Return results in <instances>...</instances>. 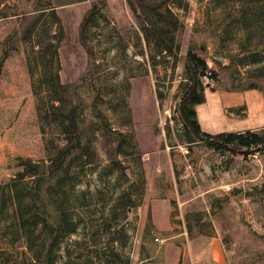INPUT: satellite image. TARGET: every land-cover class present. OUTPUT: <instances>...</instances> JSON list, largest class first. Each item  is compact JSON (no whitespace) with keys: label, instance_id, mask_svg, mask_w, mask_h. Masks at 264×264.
<instances>
[{"label":"rangeland","instance_id":"obj_1","mask_svg":"<svg viewBox=\"0 0 264 264\" xmlns=\"http://www.w3.org/2000/svg\"><path fill=\"white\" fill-rule=\"evenodd\" d=\"M249 1L172 3L185 27L178 57L148 40L128 0H52L42 14L1 19L0 184L19 180V158L44 161L48 149L65 142L62 128L49 116L59 103L49 83L59 74L62 83L76 86L99 154L95 163L73 170L71 183L78 186L69 192L68 205L81 225L63 247L79 239L89 245L98 239L105 247L112 231L120 237L126 264H264V152L245 156L190 143L178 112L191 46L218 74L217 81L205 78L211 83L206 92L242 91L259 81L253 76L264 71V24L228 20L239 6L250 13ZM94 4L102 10L83 31ZM17 5L22 14L31 10L26 0ZM35 16L41 18L30 32ZM255 51L258 56L241 61ZM259 83L264 86V79ZM95 111L126 135L131 143L126 153L116 152L117 141ZM256 116V111L246 118L220 113L208 129L217 134L251 130L261 124ZM29 181H17L19 188ZM128 191L133 210L119 230ZM208 206L214 215L206 218ZM199 225L206 234L197 237ZM4 229L1 225L0 237ZM24 250L20 242L11 264H19Z\"/></svg>","mask_w":264,"mask_h":264},{"label":"trees","instance_id":"obj_2","mask_svg":"<svg viewBox=\"0 0 264 264\" xmlns=\"http://www.w3.org/2000/svg\"><path fill=\"white\" fill-rule=\"evenodd\" d=\"M3 1L5 0H0V5ZM176 1L128 0L148 40H153L167 54L178 57L182 49L185 27L173 10L172 3ZM236 1L242 4L247 0ZM17 4L14 1L9 5L12 9H0V19L42 14L52 4V0H33V10L24 14L19 11L20 6ZM248 5L253 8L250 13L245 7L239 6L234 13L229 14V22H242L248 26L250 20L257 19L264 24V0H251ZM101 10L102 5H93L82 22L83 31L96 20ZM40 18L41 16H35L29 28L30 32L37 26ZM54 52L57 54L58 46H54ZM258 54L259 51H255L253 55H246L241 61ZM7 57L8 53L4 55L3 60ZM183 76L186 83L178 112L188 142H205L209 148L216 151H231L245 156L257 151L264 152V128L218 134H211L202 129L197 106L207 101L206 90L211 87V83H206L205 78L217 81L218 74L194 46L187 52ZM253 77L259 81L264 79V71ZM259 81L252 82L243 90L259 89L264 93V86ZM49 84L51 91L56 90V101L59 102L52 105V113L49 112V116L57 120L62 128L65 142L48 149V158L44 161L19 158V166L22 167L17 175L19 180L13 179L11 182L0 184V226H4L6 232L4 237H0V264H11L20 242L24 243L27 250L20 255L19 264H126L117 245L121 244L120 237L112 231L107 232L105 247H100L98 239H94L91 245L86 239H79L63 247L65 238L76 233L81 225L80 219H73L70 212L73 208L68 205L69 192L78 186L77 182L71 183L73 170L76 166L84 168L95 163L99 154H94L91 124L83 117V106L76 95V86L62 83L59 74H56ZM94 116L102 123L103 128L112 133L114 141H117L116 152L126 153L131 148L126 135L114 130L102 112L95 111ZM109 158L116 161L113 154H110ZM27 178H30V181L26 182L25 187L19 188L17 181L22 182ZM128 194L130 196L124 205L123 215H120L118 221L119 230L124 228L122 219L129 216V205L134 204L129 191ZM189 231L193 236L190 227Z\"/></svg>","mask_w":264,"mask_h":264},{"label":"crops","instance_id":"obj_3","mask_svg":"<svg viewBox=\"0 0 264 264\" xmlns=\"http://www.w3.org/2000/svg\"><path fill=\"white\" fill-rule=\"evenodd\" d=\"M18 3V0H14ZM33 0H26L27 4H31V10ZM11 0H5L0 5V9L5 8L7 5H11ZM30 10V11H31ZM11 17L17 16H9L2 19H7ZM1 20V19H0ZM207 101L203 104L197 106L198 118L202 129L205 132L211 134H217L215 132L210 131L208 128L212 125L213 119H216L218 114L224 113L232 117L237 118H246L249 117L250 114H253L255 111L257 112V116L255 117L256 120H261L260 125H255L251 130H257L264 128V93L258 89H249L245 91H236L231 92L228 90H216L211 92H206ZM243 114V116H241ZM242 131H246L245 129ZM213 205H211V208ZM211 208L207 207L206 211L202 214L204 217H210L214 215L211 212ZM215 212L216 209L213 208ZM187 217V221H188ZM201 219V220H200ZM199 220L202 222V218L200 217ZM199 236H203L205 231L202 229L203 225H199ZM213 236L214 234H207ZM215 236V235H214Z\"/></svg>","mask_w":264,"mask_h":264},{"label":"water","instance_id":"obj_4","mask_svg":"<svg viewBox=\"0 0 264 264\" xmlns=\"http://www.w3.org/2000/svg\"><path fill=\"white\" fill-rule=\"evenodd\" d=\"M132 210H133V208H130V209H129V211H130V215L132 214Z\"/></svg>","mask_w":264,"mask_h":264}]
</instances>
